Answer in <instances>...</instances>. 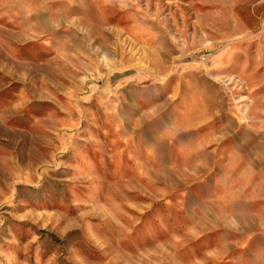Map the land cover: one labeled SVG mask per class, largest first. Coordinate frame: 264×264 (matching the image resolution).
<instances>
[{
  "label": "rangeland",
  "instance_id": "rangeland-1",
  "mask_svg": "<svg viewBox=\"0 0 264 264\" xmlns=\"http://www.w3.org/2000/svg\"><path fill=\"white\" fill-rule=\"evenodd\" d=\"M0 264H264V0H0Z\"/></svg>",
  "mask_w": 264,
  "mask_h": 264
}]
</instances>
